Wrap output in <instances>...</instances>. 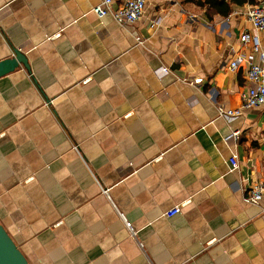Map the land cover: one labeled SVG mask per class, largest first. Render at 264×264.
I'll return each mask as SVG.
<instances>
[{
    "label": "crops",
    "instance_id": "1",
    "mask_svg": "<svg viewBox=\"0 0 264 264\" xmlns=\"http://www.w3.org/2000/svg\"><path fill=\"white\" fill-rule=\"evenodd\" d=\"M101 1L0 0V60L30 68L0 77V223L30 264H264V106L219 113L264 0H150L127 26Z\"/></svg>",
    "mask_w": 264,
    "mask_h": 264
},
{
    "label": "built area",
    "instance_id": "2",
    "mask_svg": "<svg viewBox=\"0 0 264 264\" xmlns=\"http://www.w3.org/2000/svg\"><path fill=\"white\" fill-rule=\"evenodd\" d=\"M113 0H102L93 7L94 13L99 17L111 16L121 26L133 24L139 20L146 9L150 0H123L116 8L112 7ZM246 18L249 21L252 29L244 30L240 35L242 46L249 47L252 52L257 54L258 61L249 60V66L246 71L247 90L243 95V101L240 108L223 110L219 113L222 115H239L246 108L264 106V49L261 45L259 34L264 31V4H251L246 10ZM138 43H142L139 38ZM246 59L243 54L238 55L230 62V68L236 69L239 67L241 60ZM247 60V61H248ZM164 72L169 71V68L163 67ZM238 131H233L231 136L237 137ZM232 164L237 166L236 157L232 158ZM264 194V180H257L253 184L250 193L245 197L248 202H258ZM181 210V205H175L165 211V216L171 217ZM126 227L132 234H135L132 223L124 219Z\"/></svg>",
    "mask_w": 264,
    "mask_h": 264
},
{
    "label": "water",
    "instance_id": "3",
    "mask_svg": "<svg viewBox=\"0 0 264 264\" xmlns=\"http://www.w3.org/2000/svg\"><path fill=\"white\" fill-rule=\"evenodd\" d=\"M11 57L0 60V77L6 75L20 65L30 70L27 56L19 48H12ZM0 264H30L18 247L16 242L10 236L6 228L0 223Z\"/></svg>",
    "mask_w": 264,
    "mask_h": 264
},
{
    "label": "trees",
    "instance_id": "4",
    "mask_svg": "<svg viewBox=\"0 0 264 264\" xmlns=\"http://www.w3.org/2000/svg\"><path fill=\"white\" fill-rule=\"evenodd\" d=\"M185 2H196L199 5H203L205 3L209 4L212 6L215 10H217L220 14L226 15L229 10V2L228 0H182ZM246 0H230V2H235V3H243Z\"/></svg>",
    "mask_w": 264,
    "mask_h": 264
}]
</instances>
